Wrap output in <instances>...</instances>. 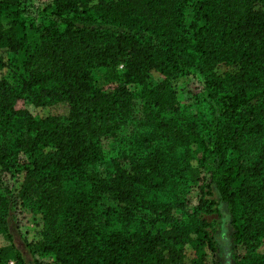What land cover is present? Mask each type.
I'll use <instances>...</instances> for the list:
<instances>
[{"label":"trees","instance_id":"trees-1","mask_svg":"<svg viewBox=\"0 0 264 264\" xmlns=\"http://www.w3.org/2000/svg\"><path fill=\"white\" fill-rule=\"evenodd\" d=\"M42 11L27 25L23 0H0V235L24 209L43 223L34 254L54 258L36 264H218L210 217L224 206L236 264H264V0H49ZM152 71L202 76L194 104L211 114L181 119L167 81L146 86ZM22 99L65 114L32 116L15 109ZM105 158L108 175L95 170ZM6 175L23 176L16 194ZM10 249L0 264H23Z\"/></svg>","mask_w":264,"mask_h":264},{"label":"rangeland","instance_id":"rangeland-1","mask_svg":"<svg viewBox=\"0 0 264 264\" xmlns=\"http://www.w3.org/2000/svg\"><path fill=\"white\" fill-rule=\"evenodd\" d=\"M25 4L26 12L23 15L27 25L30 24V19H33L34 26L37 27L41 23V15L44 14L42 11L43 8L49 3V0H23ZM191 5V4H190ZM192 7L189 6L186 11V22L188 23L192 15ZM29 34L34 33L32 30H28ZM23 54H19V62H23ZM121 67H119L120 69ZM19 72H15L14 75L9 76V83L16 85L15 75ZM105 69L98 68L92 71V77L95 81L96 86L102 87L105 84ZM167 81L175 94V99L180 106V115L181 119H189L195 114L203 113L207 116L211 114V108L208 105V102H204L200 107L194 104L195 97H199L203 100L206 96V92L203 93L204 80L203 77L199 74H192L189 76L179 77L176 79L166 80L158 72L152 71L148 77L146 86L155 87L158 84ZM130 90L135 93H140L143 90V86L130 85ZM134 111L136 114H140L141 100H135ZM15 109L19 111H25L31 114L32 116L47 115V114H65L64 106H55L49 109H38L34 107L27 101L19 100L15 105ZM127 132V129H123L120 132V137L124 136ZM105 152L113 156L115 150L114 141L104 142ZM95 170L98 173H103L108 175L112 172V165L109 160H105L99 163ZM4 181L9 185L10 189L16 194L23 182L22 175H6ZM240 184H237L234 189H238ZM211 220L216 222L215 224V235L214 239L216 240V252L215 254H209V259L213 258L218 264H236L237 255L242 253V249L235 251L234 238H233V229L231 227V219L226 208L222 206L221 216L210 217ZM43 223L41 220V215L31 211V210H22L16 214H12V218L9 224V235L1 234L0 235V248H11L12 254H17L22 258L23 264H36L37 261H53L54 258L49 256L42 258L40 255L34 254L33 250L36 247V244L41 240V231ZM9 236V237H8ZM264 242V241H263ZM259 252L264 251V246H261L258 249ZM190 251H187V254L190 255ZM12 262V261H10ZM9 262V264H10ZM18 264V263H16Z\"/></svg>","mask_w":264,"mask_h":264},{"label":"built area","instance_id":"built-area-1","mask_svg":"<svg viewBox=\"0 0 264 264\" xmlns=\"http://www.w3.org/2000/svg\"><path fill=\"white\" fill-rule=\"evenodd\" d=\"M10 264H16L14 261L10 262Z\"/></svg>","mask_w":264,"mask_h":264}]
</instances>
